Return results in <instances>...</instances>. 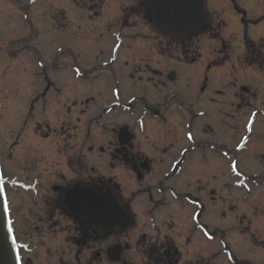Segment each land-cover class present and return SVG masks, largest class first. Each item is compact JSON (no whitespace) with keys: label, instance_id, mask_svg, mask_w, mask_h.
Here are the masks:
<instances>
[{"label":"rangeland","instance_id":"374dc122","mask_svg":"<svg viewBox=\"0 0 264 264\" xmlns=\"http://www.w3.org/2000/svg\"><path fill=\"white\" fill-rule=\"evenodd\" d=\"M72 1L36 0L35 4L29 6L27 0H0V147L4 172L10 177L24 179L28 184L38 177L40 184L37 197L30 193H8L19 241L28 242L32 248L39 246L34 256L28 258L27 264H75L70 260L74 250L70 243L75 240L74 229L65 219L67 217L59 215V194H54L52 187L64 188L86 181V177H90V167L95 169L92 174L94 178L101 175L108 177V159L99 154H86L90 138L87 137L86 130L82 133L81 126L75 122L80 113L79 108H71L78 98L95 96L104 89L108 73L95 79L74 81L70 76V69L76 64L84 71H89L97 64L100 65L106 58L105 53L101 56V51L110 53L112 35L115 33L112 31L120 21L122 27L133 28L130 31L140 35L135 43L140 44L142 54L143 48L149 49V44L158 45L161 52L157 54V60L163 64H153L152 68L164 72L174 68L180 75L179 82L187 81L190 88L197 87L207 79L206 92L197 101L190 92L183 97L178 91L179 99L187 100L189 104H195L207 113H212L213 107H220L226 115L230 112V104L234 102L233 97L236 98V103L242 101L241 109L237 110L235 132L227 133L225 130L224 122L229 120L227 117L214 116L215 122L211 125L218 133L215 134V140L219 136L218 140L233 139L237 142L245 130L246 118L251 112H257V116L253 118L251 150L249 143V153L238 156V165L240 171L261 181L256 184L252 180L241 179L247 184V189L235 187L229 191L221 190L222 184L227 181V168L217 159H212L204 167L202 184L197 185L198 175L195 171L202 163L195 155L189 163L191 170L182 178L189 188L203 197H211L209 193L214 191V204L210 202L211 206L204 197L205 212L202 216L203 225L209 233L214 234V239L200 240L196 236L187 248L184 234L187 232V223L191 226L189 217L192 211L190 209L183 215L182 206L175 203L176 206L173 207L174 204L168 198L167 205L153 215L157 228L163 222L161 233L150 232L146 229L150 228L146 223L149 196L145 195L133 205L135 229L131 228L124 235L132 246V260L135 264H143L144 256L137 252L145 251L148 245L164 242L178 248L182 253L181 262L188 260L190 264H201V261H206L207 264H231L227 260L225 248L235 257L234 264H264V168L258 163V159L264 155V73L258 71L262 67L260 63L256 65L258 70L246 67L244 61L241 63L243 55L247 53L243 47L247 41L253 42L258 48L262 47L261 55L264 60V0H205L210 11L208 20L211 26L216 27L217 22H222L221 27H224L219 35L213 30L209 35L194 39V44L186 52L180 51L181 46L177 41L151 25L149 17L144 20L142 9L138 7L142 0L134 2L135 11L131 14L127 8L130 0H106V4H100V7L103 6L102 10L98 8L91 12L85 9L88 8L87 2L80 5L79 0H76L77 8L73 5L68 8L66 3L70 4ZM59 10H64L63 19L56 14ZM95 11L99 13L98 17H93ZM123 12L127 14H122ZM55 16L56 29H51V21ZM114 20L119 21L118 25L112 22ZM100 33H103L101 39ZM22 37L29 41L31 48L35 47L34 51L17 52V44L9 46ZM126 43L130 49L134 48V42ZM125 49L119 51L117 62L105 69L108 71L115 66L116 78L123 83L117 69L126 55ZM36 52H39V56ZM250 52H255V47ZM52 55H56L55 61ZM144 58L148 59L146 56ZM38 61L43 68L37 67ZM178 61L187 63L180 65V73L177 69L179 64L176 63ZM192 62L195 63L191 65ZM56 64L61 65L59 72L49 70V66ZM50 83L55 87L49 90L45 104L39 103L29 113L31 98L44 92ZM241 87L249 91L244 97L241 96ZM181 88L180 91L183 92V86ZM94 103L99 111L104 102L97 99ZM82 109L85 110L84 107ZM45 129H48L47 133ZM91 131V141L97 147L109 140L102 129L92 127ZM222 131L227 134H222ZM251 152L254 153V159L250 158ZM72 161L86 166L82 179L72 171ZM152 175L146 177L143 184L152 185L156 173ZM115 176L123 186L122 193L128 196L132 191L129 186L133 185L129 175L119 171ZM237 180L238 178L236 182ZM166 186L172 184L167 182ZM185 191L190 192L185 189L181 192ZM39 214L41 220L36 222ZM170 219L172 223H166ZM229 225L236 230L229 231ZM150 235L152 236L149 238ZM112 242L110 239L100 245H93V251L107 249L112 246ZM138 242L139 248L136 249ZM84 258L83 254L81 259Z\"/></svg>","mask_w":264,"mask_h":264},{"label":"flooded vegetation","instance_id":"af4514ba","mask_svg":"<svg viewBox=\"0 0 264 264\" xmlns=\"http://www.w3.org/2000/svg\"><path fill=\"white\" fill-rule=\"evenodd\" d=\"M150 1L151 0H142L138 7L142 9L144 20L149 17L150 24L154 26L152 18L150 19V17H152L149 6ZM201 1L207 14L205 26L201 33L194 35L191 38H171L180 44V51L186 52L194 44V39L201 35H209L213 30H215L219 35L220 30L224 27H221L220 23L222 22H217L216 27L211 26L209 23L210 21L208 20L209 10L207 9V5L205 0ZM87 4L88 8L85 9L91 8L98 10L95 4ZM72 5L77 8V2L74 3V0L72 3L70 2V4L66 3L68 8ZM102 5L101 7L99 5L100 10H102ZM56 14L61 16L62 19L65 16L64 10H59ZM122 14H127V12H123ZM98 16L99 13L97 14L95 11L93 17ZM51 22V29H56V16ZM120 22L121 23H118L119 25L116 23L118 27L112 31H115V33L112 35L113 44L111 46L110 53L106 54L105 51H101V56H103L105 53L106 58L103 59L100 65L97 64L89 71H84L76 64H74L70 69V76L74 78V81H78L80 79H95L101 74L103 75L108 73L104 89L102 88V90L98 91L97 95L95 96L85 95L81 99L78 98V100H75L71 106V108H79L80 113L78 117H76L75 122L81 126L80 131L82 133L84 129L86 130L87 137L90 138L88 143L90 147L88 148V152L86 151V154H99L100 156L108 159L107 163L110 169L109 170L107 168L106 175L108 177L102 176L100 174L101 177L99 176L94 178L92 174L95 172V169L94 167H90L88 169L90 177H86V181L74 183L64 188L62 186L52 187L53 193L59 194L57 199L59 215L61 217H67L65 219L71 223L74 229L75 240L70 242L72 243V249L74 250L70 260L75 264H102L104 262L107 264H135L130 255L132 246L128 244L124 235L131 228L134 227L135 229L136 217L133 213V205L138 199L142 200L145 195L147 197L149 196L147 203L148 208L146 210V223L148 226H150V228L146 227V229H148L150 232L155 234L161 233L163 222L159 228H157L155 226L156 220L153 215L157 212V210H161L167 205L166 199L168 198L171 200L170 203L174 204L173 207L176 206L175 203H179L182 206L183 215L190 209L192 211L189 217L191 226L189 227L187 223V232L184 234L186 236L185 246L188 248L190 246V242L195 240L196 236H199L201 238L200 240H202V238L206 239L200 229V225H203L202 216L205 212L204 200L206 201V198L208 199L206 201L208 205H210V202H214V191H210L209 194L211 197L204 196L206 197L204 198L197 192L195 193L191 187L189 188V185L187 186L182 177H185V174L191 170L189 163H191L194 156L196 155L195 158L202 163L197 166L195 171L196 175H198V180L196 182L198 185L201 183L202 179H204L203 174L205 173V165H209L212 159H217L223 167L224 165L226 166L228 172L227 181L222 184L221 190L229 191L231 188L234 189L236 187L237 179V177L234 176L229 169L231 160L238 161L239 155L241 156V154L245 152L249 153L247 149L248 146L244 152H237V142L233 141V139L221 141L218 140V136L216 138L218 141H216L215 134L218 133L213 129L214 127L212 126L213 122H215L213 120L214 116L217 118L218 115L224 118L227 117L229 120L228 122H224L225 130H227V133L235 132L237 130V110L241 109L242 101L240 100L238 103H236V98L233 97L234 102L230 104V112L226 115L223 109L220 107H213V112L207 113L201 108H197V105L189 104L187 100L185 101L179 99L177 96L178 91L183 97L184 94L188 95L190 92V95L193 94L197 101L199 97L204 95L206 92L207 79L203 80V82H201L197 87L190 88L187 81L179 82L180 75H178L176 70H173L174 68L167 72L152 68L153 64H163V62L157 60V54L161 52L157 48L158 45L155 43L149 44V49L147 50L146 48H143L144 51L142 54L140 52L142 49L139 47L140 44L135 43V40L140 38V35L136 34L135 32H131L130 30H133V28L122 27V21ZM102 34L103 33L99 34L100 39L103 36ZM117 36H119V40L116 39ZM23 41L27 40L23 39L22 37V39L19 41L17 40L11 42L9 46L17 44V48H22L23 51L26 52L28 49H31V45L29 41L27 44L23 45ZM126 42H134V48L130 49L128 43ZM116 44H120V48L115 53L116 60L113 61L111 53L113 47H115ZM124 48H126V55L120 61V65L117 69V72H119L122 76V80H124L123 83V81L121 82V79L116 78L115 66L113 69L108 71L105 69H108L117 62V55L119 51L121 49L124 50ZM58 49L59 47L57 50ZM256 51L258 52L259 50L255 48V52ZM144 56H146L148 59H145ZM245 56L246 53L243 55L241 63L244 61L246 67L258 70L255 65H249L247 63ZM51 57L53 61L56 60V55H52ZM195 62H192L191 65ZM176 63L179 64V67L177 66L179 73L180 65H187V63H182L181 61ZM37 67H42L40 61L37 62ZM48 68L49 70L55 69L57 72H59L61 65H51ZM77 68L80 69V76H77L76 74ZM258 71H262V69L260 68ZM182 86L183 92L180 91ZM54 87L55 85L50 83L44 92L37 94V97L35 96L31 98L30 104L28 106V112L32 113L39 103H43L44 105L49 90ZM125 89L126 91H124ZM248 93L249 91L247 90V92L242 93L241 96L244 97V95H247ZM97 99L104 102L99 111H97L94 106V102ZM83 107L85 110L82 109ZM67 110L70 109L68 108ZM201 111L205 113L203 117L199 115ZM86 117L88 118L86 119ZM200 124L203 126L200 127ZM92 127L105 131L104 133H107L109 140L99 147L94 145L93 141H91ZM189 130L193 134L195 143L189 142L186 139L187 132ZM246 132V130H243V133ZM227 133L222 131V134ZM253 135L254 132L252 130L250 136L252 137ZM249 143L250 140L248 139V144ZM252 144L253 142H251L249 145L250 150ZM185 148H188L189 151L184 153V155H181ZM0 152L2 158L3 152L2 150H0ZM225 152L228 153L227 156L224 155ZM251 153L250 158L254 159V153ZM258 160L260 166L264 168V155H262ZM72 164V167L74 168L72 171L77 177H81L82 179V173L86 172V166H84L83 163H75L73 161ZM157 164H163V166H158ZM174 165L175 167H173ZM154 169L158 171H154ZM119 171L127 173L130 177L129 179L132 180L133 185L129 186V188H132V191H130L128 196H124L121 189L123 186L119 183V181L116 180L117 177L115 176V173ZM238 171H240L239 166ZM240 172L242 173L241 176L244 178L257 179L256 177L252 176L248 177L249 175L247 176L242 171ZM153 173H156V175L152 185L143 184L147 180L146 177L152 175ZM36 179L38 180L39 178L35 177L31 180V182ZM22 182L29 185L24 179ZM120 182L124 183L122 180H120ZM167 182L171 183L172 186H166ZM39 185L40 184L38 180V186ZM181 186L183 187L179 188ZM76 187H79L85 191H110L111 195L117 200L122 212L130 215L131 220L128 226L123 229L115 228L112 231H105L102 233L98 230H95L86 220L81 219L76 215H71L68 209L65 208L66 206L64 207L63 200L66 193ZM182 189L189 190L190 192H181ZM29 191H32L31 188H29ZM36 193L38 195V190ZM30 194L32 193L30 192ZM150 194H153L154 196H151ZM197 214H199L197 220L194 221L192 216ZM40 220L41 215L35 221L39 222ZM166 223H172V219ZM166 223L165 225H167ZM203 226L208 231L207 227L205 225ZM151 236L152 235H150L149 238ZM110 239L113 241L112 244H110L112 245L111 247L107 249L105 248L104 250L100 249L99 251H93V245H100L109 241ZM158 243L159 242H157L155 245H148L145 248V251L137 252V254L144 256L143 264L189 263L188 260L181 262L182 253L178 248L173 247L172 244H164V242H162V244ZM24 245H28V243L25 242ZM114 247H119L120 251L117 262L113 263L107 258V252L109 249ZM37 248H39V246ZM138 248L139 242L136 245V249ZM83 254L85 255V258L81 259ZM32 255L34 256V251H31V249L24 250L25 264H27L29 261L28 258Z\"/></svg>","mask_w":264,"mask_h":264},{"label":"water","instance_id":"95a60500","mask_svg":"<svg viewBox=\"0 0 264 264\" xmlns=\"http://www.w3.org/2000/svg\"><path fill=\"white\" fill-rule=\"evenodd\" d=\"M151 8L157 27L172 37L181 38L197 32L206 19L200 0H153ZM65 203L72 213L87 218L95 229L110 230L126 226L129 222L128 216L120 212L108 191L96 194L75 188L67 193ZM102 205H108L114 214L102 216L97 211ZM118 253V249L109 250V259L116 261Z\"/></svg>","mask_w":264,"mask_h":264},{"label":"snow or ice","instance_id":"6c2138e0","mask_svg":"<svg viewBox=\"0 0 264 264\" xmlns=\"http://www.w3.org/2000/svg\"><path fill=\"white\" fill-rule=\"evenodd\" d=\"M75 2H76V0H74V3ZM85 2L90 3V4H95L97 6V8H99L100 4H106V0H79L80 5H83ZM134 2L138 3V0H130V3L127 5L129 14H131L135 11ZM27 3L29 5L35 4L36 0H27ZM87 10L89 12L93 11V9H91V8H89ZM112 22L118 23L119 21L114 20ZM33 39H35V34L33 35ZM116 39L119 40V36H117ZM22 43L27 44L28 41H23ZM119 48H120V44H116L115 47H113V49H112L111 55H112L113 61L116 60L115 53ZM34 50H35L34 46H33V48L28 49L29 52H32ZM16 51L22 52L23 49L18 47L16 49ZM57 51H59V49ZM36 55L39 56V52H36ZM76 74H77V76L81 75L79 68L76 69ZM199 115L201 117H203L205 115V113L203 111H201L199 113ZM256 116H257V112H255V111L251 112L250 117L247 119V121L244 125L245 130L249 134L252 133L253 118ZM189 128H190V126H189ZM44 131H45V133H47L48 129H45ZM186 139L189 142L195 143L193 134L190 130L187 132ZM247 143H248V136H245L236 145V151L239 152L242 149H244V147ZM188 151H189V149L185 148L184 152H182L181 155H184V153H186ZM224 155L227 156L228 153L225 152ZM238 164H239V161H237V160H231V162L229 164L230 172L234 176H236L237 178H239L242 175V173L240 171H238ZM173 167H175V165ZM9 182L14 187L17 186V183H18L16 180L6 181L3 178V174L0 173V264H22V257H21L20 252L18 250H20V249L30 250V249H29L28 245H21L17 242V238L15 235L16 228L14 227L16 222L12 219L13 209H12V206H11L10 201L8 199V195H7L6 188H5L6 184ZM18 186L22 189L28 187L25 184H19ZM30 187H31L32 191H35V185H31ZM236 187H244L247 189V184H245L242 180L238 179L237 183H236ZM249 191H250V189H249ZM97 211L102 216L105 214H114L113 210L108 205H102V206L98 207ZM198 215L199 214L192 216V219L194 221H196ZM200 229L203 233V236L208 241H212L214 239V234L209 233L206 230V228H204L203 225H200ZM228 230L229 231H235L236 229H234L231 225H229ZM5 257H7V259H5ZM227 260L228 261H234L235 260V257L231 254V252L228 253ZM201 264H207V262L201 261Z\"/></svg>","mask_w":264,"mask_h":264},{"label":"trees","instance_id":"16d2710c","mask_svg":"<svg viewBox=\"0 0 264 264\" xmlns=\"http://www.w3.org/2000/svg\"><path fill=\"white\" fill-rule=\"evenodd\" d=\"M191 37H193V36H191ZM245 47L247 50V53L245 56L247 63L249 65H257L260 63L262 65L261 69L264 70V60L262 59V55H261V52L263 49L260 47V49H258L259 50L258 52H250V51H253L254 47H256L254 44H252L250 42L249 43L246 42ZM250 56H252L251 59H250Z\"/></svg>","mask_w":264,"mask_h":264}]
</instances>
